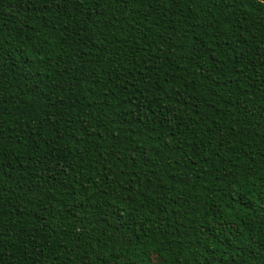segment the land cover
Masks as SVG:
<instances>
[{
  "label": "trees",
  "instance_id": "1",
  "mask_svg": "<svg viewBox=\"0 0 264 264\" xmlns=\"http://www.w3.org/2000/svg\"><path fill=\"white\" fill-rule=\"evenodd\" d=\"M0 264H264V0H0Z\"/></svg>",
  "mask_w": 264,
  "mask_h": 264
}]
</instances>
